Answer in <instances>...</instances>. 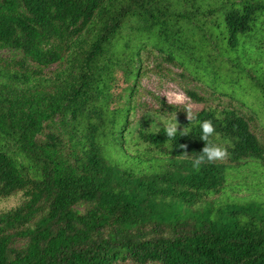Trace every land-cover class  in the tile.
Instances as JSON below:
<instances>
[{
    "label": "trees",
    "instance_id": "1",
    "mask_svg": "<svg viewBox=\"0 0 264 264\" xmlns=\"http://www.w3.org/2000/svg\"><path fill=\"white\" fill-rule=\"evenodd\" d=\"M1 49L0 264H264V201L214 199L264 169L247 118L131 119L152 58L264 111V0H0ZM206 119L229 155L196 170Z\"/></svg>",
    "mask_w": 264,
    "mask_h": 264
},
{
    "label": "rangeland",
    "instance_id": "2",
    "mask_svg": "<svg viewBox=\"0 0 264 264\" xmlns=\"http://www.w3.org/2000/svg\"><path fill=\"white\" fill-rule=\"evenodd\" d=\"M0 56L5 58L22 57L20 51L11 49H1ZM36 66V65H35ZM195 89L202 93L208 101L206 103H196L191 100L185 90ZM182 91L188 98V102L194 106V113L201 111L206 106L228 107L239 110L249 121L252 131L257 135L264 145V111L254 114L250 105L243 104L238 98L223 95L213 90L203 83H199L188 75H183L178 67H173L166 63H159L155 58L144 64L138 94L135 99V108L131 113V119L136 122L144 115L151 114L158 123H162L177 118L171 111L164 108L167 103L165 96L169 91ZM181 112L187 116L184 105ZM136 124H134L135 126ZM219 162H227V159ZM234 186L227 189V194L214 197L215 205L222 204L223 201H232L235 198H243L245 201H264V169L258 164L250 162L244 168L239 169L233 176ZM22 193L18 192L10 197L0 199V211L8 210L22 201ZM84 210L83 206L77 207ZM22 244V243H21Z\"/></svg>",
    "mask_w": 264,
    "mask_h": 264
},
{
    "label": "clouds",
    "instance_id": "3",
    "mask_svg": "<svg viewBox=\"0 0 264 264\" xmlns=\"http://www.w3.org/2000/svg\"><path fill=\"white\" fill-rule=\"evenodd\" d=\"M169 105H184L183 110L187 113L189 121L195 119L194 106L188 102V98L182 91H169L166 95ZM202 135L201 139L205 142V146L200 151V155L193 160V168L199 170L204 163H215L228 158V149L226 146L215 143L211 137L216 133L215 126L211 119H206L201 123ZM164 131L167 138H175L178 131V120L176 118L169 119L164 122ZM181 136L189 134L185 128L180 132ZM186 149L187 145H180ZM187 151H185L186 153Z\"/></svg>",
    "mask_w": 264,
    "mask_h": 264
}]
</instances>
